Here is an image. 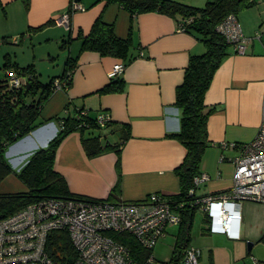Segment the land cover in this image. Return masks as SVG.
Segmentation results:
<instances>
[{
	"label": "crops",
	"instance_id": "0c3cea01",
	"mask_svg": "<svg viewBox=\"0 0 264 264\" xmlns=\"http://www.w3.org/2000/svg\"><path fill=\"white\" fill-rule=\"evenodd\" d=\"M80 1L86 9L73 14L68 28L57 19L68 11L71 0H29V4L27 0H0L2 66L10 55L20 66L34 64L42 79L46 64L50 80L64 73L69 59L78 58L72 85L56 90L45 104L40 119L45 122L9 147L7 157L14 172L0 184V193L29 190L17 172L33 152L47 146L57 135L61 128L57 117L84 108L93 116L101 112L111 115L110 125L87 131L84 136L101 135L105 144L120 145L122 164L119 168L115 150L89 157L83 134L72 132L57 151L55 168L66 178L73 193L96 199L110 197L114 202L138 201L154 192L179 194L181 181L176 169L186 156V148L172 136L181 127L177 90L184 81L191 56L206 52L205 43L196 33L179 30L178 18L171 15L151 11L133 16L118 3ZM177 1L204 7L211 0ZM101 16L115 25L122 38L129 37L133 24V59L116 77L110 76L111 71L125 60L97 51H82V35H89ZM238 18L247 50L238 53L231 48L205 97L214 111L209 118L212 144L201 163V172L210 178L198 186L196 193L200 197L231 190L240 145L251 142L262 123L264 0L243 10ZM50 21L53 23L42 27ZM117 78L125 80L123 91L99 93ZM119 179L120 190L112 194ZM206 232L210 233L208 227ZM263 233L264 204L246 201L242 239H257Z\"/></svg>",
	"mask_w": 264,
	"mask_h": 264
},
{
	"label": "trees",
	"instance_id": "16d2710c",
	"mask_svg": "<svg viewBox=\"0 0 264 264\" xmlns=\"http://www.w3.org/2000/svg\"><path fill=\"white\" fill-rule=\"evenodd\" d=\"M72 1L69 9L72 8ZM108 3H118L133 16L158 11L178 18L185 31L196 33L205 43L207 50L203 54L192 55L186 68L183 83L177 90L176 105L181 110L180 130L172 136L177 138L186 148V156L177 167L176 172L181 181V191L176 195H168L173 200L184 202L182 223L179 225V235L183 240L181 255L174 257L170 264H180L184 248L190 244V231L200 205L193 204L200 196L190 195L191 189L197 188L195 178L200 175L201 163L207 148L212 144L209 139V118L214 109L205 102L206 94L211 87L216 72L230 55L233 47L227 38L218 30L219 24L229 15H239L243 10L253 7L258 0H211L204 7H197L177 0H106ZM29 4V0H27ZM53 21L42 25L51 24ZM72 39L67 42L70 43ZM82 51H97L103 56H114L125 60L127 65L133 58L131 50L134 46L133 24L129 37L122 38L116 33L115 25L99 17L89 35H82ZM78 58L67 62L64 73L53 77L47 82L40 79L34 64L20 66L6 56L5 64L0 67V184L14 172L7 157L9 147L22 139L45 121L41 114L45 104L56 91V81L60 80L64 88L72 85L73 73L77 68ZM8 70H14L23 78V84L13 87ZM1 74V73H0ZM125 80L112 79L99 90V93L123 91ZM70 108V105L67 106ZM84 108L76 109L67 116H59L61 128L57 135L45 147L32 153L28 162L17 172L19 178L27 185L28 191L16 193H0V215L14 214L24 207L45 198H76L96 199L73 193L66 178L56 170L57 151L63 140L72 132L83 134V143L89 157L99 156L109 150L118 153L117 165L122 164V148L110 142L104 143L102 136H87V131L101 130L98 116L79 114ZM112 120L107 124L110 125ZM117 182L112 194L120 190ZM103 200V199H102ZM110 200L111 198H105ZM117 240L127 245L140 264L154 252L145 249L138 239L129 233H116ZM48 252L53 264H73L78 252L68 231H56L50 235Z\"/></svg>",
	"mask_w": 264,
	"mask_h": 264
},
{
	"label": "built area",
	"instance_id": "2783aa9c",
	"mask_svg": "<svg viewBox=\"0 0 264 264\" xmlns=\"http://www.w3.org/2000/svg\"><path fill=\"white\" fill-rule=\"evenodd\" d=\"M57 22L71 27L75 12L85 10L80 0L72 1ZM179 30H185L183 24ZM218 30L238 53L247 50L246 37L238 15L229 14ZM127 65L117 63L111 77L124 72ZM11 85L18 87L23 78L16 71L8 70ZM56 90L64 89L57 80ZM83 110L80 116L87 115ZM112 120L107 112H101L98 123L106 127ZM234 183L230 191L198 198L208 220V230L213 234H225L229 239H242L243 205L246 201L264 204V100L262 123L257 136L240 145L235 159ZM209 175L201 173L195 178L197 188ZM197 188L191 189L194 195ZM185 203L173 200L160 192H154L138 201L114 202L105 199L45 198L32 203L11 215H0V264H53L48 252L50 235L56 231H68L78 252L73 264H140L131 249L117 240L112 232L135 236L147 250L154 251L160 239L166 236L170 226L182 223ZM201 249L188 244L180 264H201ZM254 264H264L254 258ZM142 264H158L154 252ZM170 264V263H169Z\"/></svg>",
	"mask_w": 264,
	"mask_h": 264
},
{
	"label": "rangeland",
	"instance_id": "374dc122",
	"mask_svg": "<svg viewBox=\"0 0 264 264\" xmlns=\"http://www.w3.org/2000/svg\"><path fill=\"white\" fill-rule=\"evenodd\" d=\"M42 81H49V71L46 64ZM0 67L2 61L0 60ZM0 75L3 71L0 70ZM19 181V180H18ZM178 225L170 226L169 232L162 237L154 249V256L158 264H169L174 257L181 255L183 240L179 235ZM208 220L205 212L197 210L192 229L190 231V245L201 249V264H254V258L264 261V233L260 238L244 237L239 241H231L225 235L208 233ZM249 241L254 243L249 249Z\"/></svg>",
	"mask_w": 264,
	"mask_h": 264
},
{
	"label": "water",
	"instance_id": "95a60500",
	"mask_svg": "<svg viewBox=\"0 0 264 264\" xmlns=\"http://www.w3.org/2000/svg\"><path fill=\"white\" fill-rule=\"evenodd\" d=\"M254 243L252 241H249V249L251 250L253 247Z\"/></svg>",
	"mask_w": 264,
	"mask_h": 264
}]
</instances>
